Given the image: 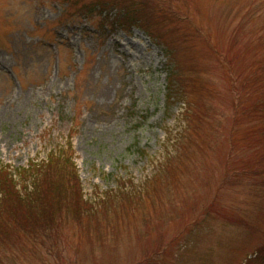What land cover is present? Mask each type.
I'll return each instance as SVG.
<instances>
[{
    "label": "rangeland",
    "instance_id": "obj_1",
    "mask_svg": "<svg viewBox=\"0 0 264 264\" xmlns=\"http://www.w3.org/2000/svg\"><path fill=\"white\" fill-rule=\"evenodd\" d=\"M118 1L0 0V264H264V0Z\"/></svg>",
    "mask_w": 264,
    "mask_h": 264
},
{
    "label": "trees",
    "instance_id": "obj_2",
    "mask_svg": "<svg viewBox=\"0 0 264 264\" xmlns=\"http://www.w3.org/2000/svg\"><path fill=\"white\" fill-rule=\"evenodd\" d=\"M115 5H116V8H115L116 9V13L114 15H110L109 12H110V9H112V8H110L108 6V4L107 5H103V4L98 3V7H99L98 13L100 15L104 13L102 18H101V20L108 21V19H111L112 21H114V23L116 25H119V26H121L123 28H126L127 26H132V25L139 27L141 22H142V24H145L148 28L150 27L149 24L147 23V21H149V15L152 13V8L153 7L152 6H148L146 0H142V1L140 0L138 2H136L134 0H120L118 2H115ZM88 8L90 10L91 6L82 5L81 7L78 8V12H80L82 15H85L86 14V10L85 9L88 10ZM176 83L178 85V84H180V81L177 79ZM170 87L171 86H169V88ZM173 90H175V89H173ZM174 93H175V95L178 94V90H175ZM168 95H169V93H168ZM168 95H167V98H170V96L168 97ZM62 160H63L62 157L61 158H56V159L51 160L50 164H52L54 162H61ZM69 165L70 164L59 166V167L48 165L42 174L44 175L46 180H48L47 183H52V185L50 184V186H52L55 190H57V191H55V193L58 194V196L61 197V199L71 202V199H73L72 195L75 192V188L71 190V197H69L70 194H69V192L67 190V184H65V189H63L61 187L62 184L59 183V181L57 179L53 180V177H51V176H54L52 174V167H56L58 169L57 173L59 175H61L62 177L67 176V168L69 169ZM61 168L65 169L66 173H64L61 170H59ZM72 168H73V166H72ZM73 170H74V168H73ZM3 171H5V170L3 169ZM69 171H70V169H69ZM74 172H75V170H74ZM23 173H25V172H23ZM75 174H76V172H75ZM48 177H50V178H48ZM8 180H12L8 176V173L0 172V182H3L2 183L3 184V189H2L3 190V192H2L3 194L2 195H7L6 200H8L10 198L13 199L15 197L14 199H18L19 201H22L21 197L17 194V192L15 190L13 191V188L11 187V184H10V182ZM28 199H29V197H28ZM38 200H40V198H38ZM48 200L49 199H44V198H42L40 200V201H44L45 202V206H40L41 207V211L38 212V213L42 214V217H41L42 220H43V217L49 216L50 219H51V221H50L51 225H53V223L55 222L53 220H55V218H57L58 215H61V216H63V214L67 215V213H68V211L70 209L72 210V212H73V210H78V213H79L80 207H81V202H82L81 195L78 194L76 196V198H74V200H75L74 203L76 204L75 208H73V204H71V205L68 204L66 208L62 207V205L59 204V206H58L59 209H57V210L61 211V212H59L57 215H54V214H46L49 211V209L52 208L51 206H53V204L49 205V203L47 202ZM26 201L27 200H25V202ZM26 203H29V202H26ZM62 204H63V202H62ZM31 209H29V210L28 209H25V210L14 209L13 212H12V210L8 209L7 211H10V212H12L15 215H17V213L20 212V211L32 215L31 212H30ZM50 212L51 211H49V213ZM74 216L77 218L78 214L74 215ZM39 221L40 220H38L37 222H39ZM48 222L49 221L46 218V220H44V223L49 224Z\"/></svg>",
    "mask_w": 264,
    "mask_h": 264
}]
</instances>
